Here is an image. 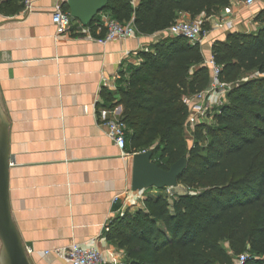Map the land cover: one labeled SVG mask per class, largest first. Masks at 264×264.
Returning <instances> with one entry per match:
<instances>
[{"label":"trees","instance_id":"16d2710c","mask_svg":"<svg viewBox=\"0 0 264 264\" xmlns=\"http://www.w3.org/2000/svg\"><path fill=\"white\" fill-rule=\"evenodd\" d=\"M232 1L241 0H109L87 25L102 36L100 18L108 13L131 20L137 34H159L138 52L116 96H101L107 106H121L131 151L151 149L164 169L181 157L187 163L178 179L184 193L171 201L149 195L109 222L105 235L123 251V264H235L242 253L241 264H264V4L255 27L213 41L216 78L228 90L211 121L195 124L190 146L183 98L204 91L212 73L199 42L165 33L180 13L211 18ZM63 8L69 11L65 2ZM200 24L211 29L210 20Z\"/></svg>","mask_w":264,"mask_h":264},{"label":"crops","instance_id":"0c3cea01","mask_svg":"<svg viewBox=\"0 0 264 264\" xmlns=\"http://www.w3.org/2000/svg\"><path fill=\"white\" fill-rule=\"evenodd\" d=\"M62 2L29 0L26 5L25 0H0V106L8 120L13 156L12 219L22 240L32 244V264H69L45 250L73 243L96 247L103 264H123V251L106 238L109 222L164 190L131 189L135 152L127 140L122 150L113 144L97 112L112 108L102 98V90L115 93L121 78L139 63L138 52L159 34L100 44L94 37L75 34L74 29L59 33L52 12ZM262 4L247 9L232 1L224 7L225 13L220 9L205 18L211 29L200 46L212 73L205 89L209 114L219 100L213 86L211 45L228 32L255 27L253 18ZM178 17L191 20L186 13ZM202 18L204 14L192 20ZM220 18L223 26L212 29ZM72 23L74 28L76 19ZM113 108L120 115L121 106Z\"/></svg>","mask_w":264,"mask_h":264},{"label":"built area","instance_id":"2783aa9c","mask_svg":"<svg viewBox=\"0 0 264 264\" xmlns=\"http://www.w3.org/2000/svg\"><path fill=\"white\" fill-rule=\"evenodd\" d=\"M244 6H251L255 0H241L239 1ZM26 5H29V0H25ZM73 19L69 11L64 10L63 2L55 6L52 12V22L55 25L56 31L69 32L74 29L75 34H85L87 37H94V39L100 43L113 39H127L137 35L136 29L133 26L131 20L126 23H121L114 19L110 15L102 14L100 18V26L98 30L104 28V34L102 36H94L91 28L87 25H83L76 20V25L73 28ZM221 23V22H218ZM221 26L215 24V27ZM165 33L170 36H183L189 42L196 43L202 40V37L207 31L202 30L200 22H194L185 18L177 17L174 22L165 30ZM213 63V61H212ZM218 67L213 63V86L219 91L218 104H221L225 100V94L228 90V85L221 83L217 80ZM106 87L109 89H115L114 85H109L105 82ZM206 90L197 92L191 96H186L183 101L190 107V114L187 120V126L192 127L197 123L205 122L210 113V106L205 101ZM97 117L107 127L108 135L113 141V144L120 150L125 146V124L120 120V116L116 114L115 108H101L97 112ZM174 187L163 188L164 194L168 200L171 201L176 197L173 192ZM45 253H52L56 259L67 261L69 264H103L100 251L94 247H84L78 243H73L65 246H59L52 250H45ZM246 257V253H242L238 256L235 264H241Z\"/></svg>","mask_w":264,"mask_h":264},{"label":"water","instance_id":"95a60500","mask_svg":"<svg viewBox=\"0 0 264 264\" xmlns=\"http://www.w3.org/2000/svg\"><path fill=\"white\" fill-rule=\"evenodd\" d=\"M73 19L90 24L104 10L109 0H64ZM152 150L132 155L131 189H163L176 187L186 169V158L181 157L168 169L151 160ZM13 156L9 150L8 120L0 106V264H32L29 251L32 244L24 242L12 219L9 199V169Z\"/></svg>","mask_w":264,"mask_h":264},{"label":"rangeland","instance_id":"374dc122","mask_svg":"<svg viewBox=\"0 0 264 264\" xmlns=\"http://www.w3.org/2000/svg\"><path fill=\"white\" fill-rule=\"evenodd\" d=\"M262 2H264L263 0H255V2L250 6V7H253V8H256V7H258V6H260L261 4H262ZM247 9H248V7L247 6H245ZM222 12H224L225 13V11H226V8H222ZM220 12V11H219ZM218 14V13H217ZM204 19H205V16H204ZM203 18L200 20V22H202L203 20H204ZM190 20V19H189ZM191 21H194V22H199V21H197V20H192L191 19ZM218 22H221V23H218ZM224 18H220V20H217V21H215L213 24H212V29H214V28H221L222 26H223V24H224ZM215 24H220L221 26H217V27H215ZM210 115V114H209ZM209 117V118H208ZM207 117V119H206V121L205 122H210L211 121V115L210 116H208ZM192 129H193V127L192 126H190V125H188V126H186V128H184V130H183V133H184V136H185V138H186V140H187V144H188V146H190L192 143H193V141H194V139H193V137H192ZM184 190H186L183 186H180L179 184L176 186V187H174V189H173V192H175V194H178L179 192H183ZM137 209V207H134V208H132L131 210L132 211H134V210H136ZM131 211V212H132Z\"/></svg>","mask_w":264,"mask_h":264}]
</instances>
